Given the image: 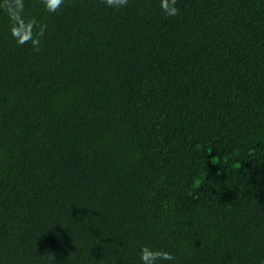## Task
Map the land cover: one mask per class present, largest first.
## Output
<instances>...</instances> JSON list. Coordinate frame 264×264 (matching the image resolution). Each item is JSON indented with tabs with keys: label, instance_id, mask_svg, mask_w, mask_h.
Instances as JSON below:
<instances>
[{
	"label": "trees",
	"instance_id": "16d2710c",
	"mask_svg": "<svg viewBox=\"0 0 264 264\" xmlns=\"http://www.w3.org/2000/svg\"><path fill=\"white\" fill-rule=\"evenodd\" d=\"M24 3L47 31L0 10V264H261L264 0Z\"/></svg>",
	"mask_w": 264,
	"mask_h": 264
},
{
	"label": "clouds",
	"instance_id": "9594fccd",
	"mask_svg": "<svg viewBox=\"0 0 264 264\" xmlns=\"http://www.w3.org/2000/svg\"><path fill=\"white\" fill-rule=\"evenodd\" d=\"M107 8L122 10L129 4V0H102ZM44 9L51 14L59 12L65 6V0H42ZM0 10L6 14L9 21V31L11 37L19 46L28 45L32 51L39 53L42 49L47 25L39 22L35 17L25 16L24 0H0ZM160 10L167 17H175L180 9L177 0H161ZM50 259H55V254L47 252ZM141 264H164L166 261H174L172 253L152 248L148 245L140 249ZM264 264V261H261Z\"/></svg>",
	"mask_w": 264,
	"mask_h": 264
}]
</instances>
